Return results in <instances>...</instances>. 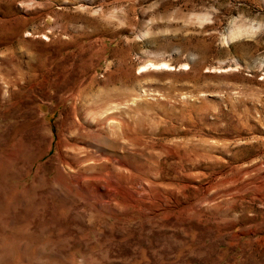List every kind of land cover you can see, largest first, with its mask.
Segmentation results:
<instances>
[{
  "label": "rangeland",
  "instance_id": "rangeland-1",
  "mask_svg": "<svg viewBox=\"0 0 264 264\" xmlns=\"http://www.w3.org/2000/svg\"><path fill=\"white\" fill-rule=\"evenodd\" d=\"M0 264H264V0H0Z\"/></svg>",
  "mask_w": 264,
  "mask_h": 264
},
{
  "label": "bare ground",
  "instance_id": "bare-ground-1",
  "mask_svg": "<svg viewBox=\"0 0 264 264\" xmlns=\"http://www.w3.org/2000/svg\"><path fill=\"white\" fill-rule=\"evenodd\" d=\"M44 34V33H43ZM83 36V35H82ZM86 36V35H85ZM70 37V36H69ZM72 37V36H71ZM84 37V36H83ZM77 38V37H76ZM68 39V38H67ZM77 39H79V38H77ZM76 39V40H77ZM67 41H70V40H67ZM54 42V41H53ZM88 49V48H87ZM58 50V49H57ZM56 51V50H55ZM72 55V54H71ZM57 57V56H56ZM144 64V63H143ZM164 64V63H163ZM91 78V77H90ZM95 83V82H94ZM90 87V86H89ZM139 88V87H138ZM136 90V89H135ZM132 92V91H131ZM122 95V94H121ZM133 95V94H132ZM141 95V94H140ZM117 96V95H116ZM128 96V95H127ZM77 98V97H76ZM128 98V97H127ZM124 99H126V98H124ZM81 100H82V98H81ZM127 100V99H126ZM125 100V101H126ZM130 100V99H129ZM84 101V100H83ZM90 101V100H89ZM92 101V100H91ZM132 101V100H131ZM117 103V102H116ZM80 104V103H79ZM74 104H72V106H73ZM78 105V104H77ZM82 107V106H81ZM73 108V107H72ZM78 108V107H77ZM99 108V107H98ZM82 109V108H81ZM101 109V108H100ZM114 109V108H113ZM89 111V110H88ZM101 112V111H100ZM108 115V114H107ZM104 116V115H103ZM111 116V115H110ZM100 117V116H99ZM97 119H99V118H97ZM102 119V118H101ZM119 119V118H118ZM104 120V119H103ZM108 120V119H107ZM117 120V119H116ZM125 120V119H124ZM98 122V121H97ZM103 122V121H102ZM106 122H108V121H106ZM118 123V121H116V124ZM107 125H108V123H107ZM112 125V124H111ZM109 129H111V128H109ZM113 130V129H112ZM111 131V130H110ZM119 133V132H118ZM120 135V134H119ZM121 137V136H120ZM185 139V138H184ZM187 139V138H186ZM186 139H185V141H186ZM183 140V139H182ZM184 141V140H183ZM185 143H187L188 144V142H185ZM183 146V145H182ZM184 146H185V144H184ZM187 148V147H186ZM194 148V147H193ZM199 150V149H198ZM197 150V151H198ZM170 152V151H169ZM202 153V152H201ZM203 154H204V151H203ZM197 156V155H196ZM106 158V157H105ZM87 160V159H86ZM109 160V159H108ZM106 161V160H105ZM99 164V163H98ZM100 166V165H99ZM89 169V168H88ZM91 170V169H90Z\"/></svg>",
  "mask_w": 264,
  "mask_h": 264
}]
</instances>
